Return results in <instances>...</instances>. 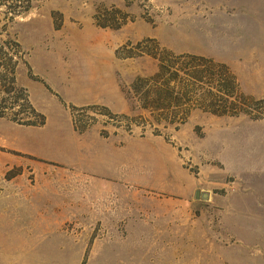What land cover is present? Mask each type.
Masks as SVG:
<instances>
[{"label":"rangeland","instance_id":"1","mask_svg":"<svg viewBox=\"0 0 264 264\" xmlns=\"http://www.w3.org/2000/svg\"><path fill=\"white\" fill-rule=\"evenodd\" d=\"M0 40L21 57L0 116V264H264V117L157 125L130 87L158 61L124 58L154 40L229 65L264 101V0H0ZM118 93L125 112L72 103ZM85 134L118 165L76 162Z\"/></svg>","mask_w":264,"mask_h":264},{"label":"trees","instance_id":"2","mask_svg":"<svg viewBox=\"0 0 264 264\" xmlns=\"http://www.w3.org/2000/svg\"><path fill=\"white\" fill-rule=\"evenodd\" d=\"M29 6L24 10L26 11ZM24 11L13 10L14 16ZM96 25L102 28L119 29V25L106 24L98 21ZM0 116L6 114V106L2 105L8 98L18 99L19 90L15 87V69L21 60L19 44L8 40H0ZM152 46L139 43L135 48L139 53H128L124 58L136 56H150L158 61L157 72L148 77H137L130 90L140 104V108L149 112L157 125H180L187 122L190 114L195 110L210 113L215 116L239 117L247 116L253 120L264 117V101L247 95L241 88L239 79L229 65L212 58L184 53L177 54L164 49L154 40H149ZM13 48L15 50H13ZM21 91V90H20ZM23 100L26 107L36 113L30 105L26 95ZM71 112L86 110H101L105 116H114L101 106H87L76 108L71 106ZM81 114V113H80ZM38 121H27V125L42 126L45 117L37 114ZM82 116H72L74 129L82 132L85 124ZM123 120L133 122L127 115L120 116Z\"/></svg>","mask_w":264,"mask_h":264},{"label":"crops","instance_id":"3","mask_svg":"<svg viewBox=\"0 0 264 264\" xmlns=\"http://www.w3.org/2000/svg\"><path fill=\"white\" fill-rule=\"evenodd\" d=\"M115 78L111 76V73L108 74L106 78L107 84H112L115 81ZM89 83V82H87ZM91 83H95L92 81ZM72 103L76 106H86L91 104H98L106 107L107 109L111 110L114 113H121L125 112L128 108V101L126 100L124 94L118 93L115 97H103V98H95L93 96H86V95H79L78 97L74 98ZM77 135V134H76ZM79 136V135H78ZM88 136V135H87ZM72 138V136H71ZM74 140V151H75V161L79 163H83L85 160H89L94 168L101 165L103 161L107 164H115L118 165L117 157H105L99 150L101 146H103L106 142L99 137V135H92L86 137V134L83 135V138H77L76 136L73 137ZM62 142V141H61ZM63 145V142H62ZM115 147L113 145L112 151L114 152ZM82 150L85 151L84 155H81ZM86 165V164H85Z\"/></svg>","mask_w":264,"mask_h":264}]
</instances>
